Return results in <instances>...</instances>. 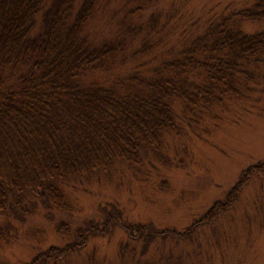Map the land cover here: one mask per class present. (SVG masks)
I'll list each match as a JSON object with an SVG mask.
<instances>
[{
    "label": "rangeland",
    "instance_id": "1",
    "mask_svg": "<svg viewBox=\"0 0 264 264\" xmlns=\"http://www.w3.org/2000/svg\"><path fill=\"white\" fill-rule=\"evenodd\" d=\"M126 1L100 0L85 34L96 45L126 36L131 43L121 73L143 77L206 25L235 18L234 12L257 2L158 0L128 16L132 3ZM230 21L245 34L264 31V21ZM119 71L97 75L114 80ZM172 107V129L162 133L158 148L142 149L138 164L62 181L63 207L29 196L1 214L0 264L30 263L70 243L85 224L102 227L115 213L125 228L154 229L166 237L152 238L150 230L130 237L117 222L54 264H264V173L245 177L264 164V68L239 97L227 94L193 110Z\"/></svg>",
    "mask_w": 264,
    "mask_h": 264
},
{
    "label": "trees",
    "instance_id": "2",
    "mask_svg": "<svg viewBox=\"0 0 264 264\" xmlns=\"http://www.w3.org/2000/svg\"><path fill=\"white\" fill-rule=\"evenodd\" d=\"M157 1L127 0L128 16ZM99 2L0 0V215L29 196L63 207L59 183L138 164L142 149L158 148L172 129L175 103L193 110L227 94L239 97L264 68V31L245 34L230 21L263 22L264 0L206 25L147 77L121 73L126 36L96 45L85 34ZM114 68L120 69L114 80L97 75ZM256 173L264 164L245 177ZM117 222L130 237L150 230L125 228L117 213L109 214L102 227L87 223L70 243L27 264L63 261ZM149 236L166 237L154 229Z\"/></svg>",
    "mask_w": 264,
    "mask_h": 264
}]
</instances>
